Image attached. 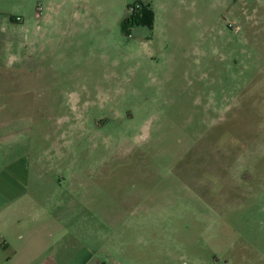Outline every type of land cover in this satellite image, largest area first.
Here are the masks:
<instances>
[{"label": "rangeland", "instance_id": "rangeland-1", "mask_svg": "<svg viewBox=\"0 0 264 264\" xmlns=\"http://www.w3.org/2000/svg\"><path fill=\"white\" fill-rule=\"evenodd\" d=\"M0 60L72 259L10 264H264V0H0Z\"/></svg>", "mask_w": 264, "mask_h": 264}, {"label": "crops", "instance_id": "crops-1", "mask_svg": "<svg viewBox=\"0 0 264 264\" xmlns=\"http://www.w3.org/2000/svg\"><path fill=\"white\" fill-rule=\"evenodd\" d=\"M6 29L7 37L8 34L14 33V19L6 24ZM10 38L14 39V36L8 37L9 43H14ZM12 71L13 68L0 63V259L7 258L9 264L14 263V253H17L16 260L23 258L28 263L38 262L42 257L45 262L56 261L58 258L60 262L62 260L72 262V259H61L60 252L50 250V242L45 241L41 230V227H44V233L47 234L48 226L53 224L58 226L60 222L49 223L51 216L49 208L42 207L44 201L41 196L37 197L47 182L46 178L43 175L30 177L28 172L32 163L29 159H24L27 157L21 156L20 150H17L18 138H21V132L25 131L14 130V106L8 105L13 102L11 101L13 96L9 94L14 92ZM2 93L7 95L2 97ZM38 199L40 202L35 203ZM70 206L73 207V203H70ZM26 236L31 240L25 241L22 246ZM17 239L19 243L14 244V240ZM14 246H22L21 251L16 252ZM224 263L232 264L228 258Z\"/></svg>", "mask_w": 264, "mask_h": 264}, {"label": "trees", "instance_id": "trees-1", "mask_svg": "<svg viewBox=\"0 0 264 264\" xmlns=\"http://www.w3.org/2000/svg\"><path fill=\"white\" fill-rule=\"evenodd\" d=\"M138 7L136 12L131 14V18L127 19L124 23L125 28H131L134 25H140L141 23H147L151 26V28L154 25L155 21V13L153 9L145 5L142 2H138L133 7Z\"/></svg>", "mask_w": 264, "mask_h": 264}, {"label": "built area", "instance_id": "built-area-1", "mask_svg": "<svg viewBox=\"0 0 264 264\" xmlns=\"http://www.w3.org/2000/svg\"><path fill=\"white\" fill-rule=\"evenodd\" d=\"M137 8H138L137 6H136V7H133V6H132V8H131V12H132V13L136 12ZM132 13H131V14H132ZM17 20H20V18H18Z\"/></svg>", "mask_w": 264, "mask_h": 264}]
</instances>
